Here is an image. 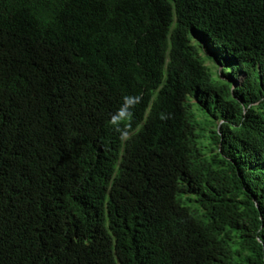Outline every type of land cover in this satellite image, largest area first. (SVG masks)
Instances as JSON below:
<instances>
[{
  "label": "trees",
  "instance_id": "16d2710c",
  "mask_svg": "<svg viewBox=\"0 0 264 264\" xmlns=\"http://www.w3.org/2000/svg\"><path fill=\"white\" fill-rule=\"evenodd\" d=\"M0 264H264V0H0Z\"/></svg>",
  "mask_w": 264,
  "mask_h": 264
},
{
  "label": "clouds",
  "instance_id": "9594fccd",
  "mask_svg": "<svg viewBox=\"0 0 264 264\" xmlns=\"http://www.w3.org/2000/svg\"><path fill=\"white\" fill-rule=\"evenodd\" d=\"M115 186H116L115 180H111L110 182L107 181L106 186H103V188H105L106 194L109 198L108 201L104 202V209H103V204H102L101 208L90 207L93 210V212L95 213V215H94L95 222H100V220L102 221L103 218L106 219V217L109 218L112 215L111 212L116 211V207H113L110 205V203L112 202V200L114 198V187ZM112 208H114V211L112 210ZM126 237H128V236H126Z\"/></svg>",
  "mask_w": 264,
  "mask_h": 264
},
{
  "label": "rangeland",
  "instance_id": "374dc122",
  "mask_svg": "<svg viewBox=\"0 0 264 264\" xmlns=\"http://www.w3.org/2000/svg\"><path fill=\"white\" fill-rule=\"evenodd\" d=\"M207 64H209V62Z\"/></svg>",
  "mask_w": 264,
  "mask_h": 264
}]
</instances>
